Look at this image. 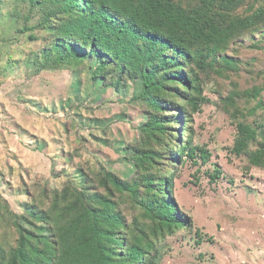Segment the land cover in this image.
I'll list each match as a JSON object with an SVG mask.
<instances>
[{
  "label": "rangeland",
  "instance_id": "1",
  "mask_svg": "<svg viewBox=\"0 0 264 264\" xmlns=\"http://www.w3.org/2000/svg\"><path fill=\"white\" fill-rule=\"evenodd\" d=\"M178 1L183 7L197 4L196 0ZM239 1L241 5L228 12L231 19H245L252 14L251 6L253 11L264 6V1ZM16 7L20 8L8 1L0 8L2 251L13 247L17 239L11 222L16 219L29 228L26 209L34 206L47 212L57 191L87 189L104 195L100 180L105 172L127 183L136 181L133 158L144 148L140 127L150 111L137 98L136 83L127 82L119 91L93 83L91 61L62 70L35 67L34 58L46 46V35L34 31L37 39L29 41L28 33L20 34L24 13ZM48 11L46 7L44 12ZM40 17L32 14L27 25L36 24ZM239 34L225 47L232 66L222 70L223 76L197 69L191 74L200 81L207 102L199 113L187 107L192 135L182 132L181 138L190 139L192 148L207 151L209 162L202 164L196 153L175 170L170 162L159 165L164 174L174 175L173 200L190 220L191 230L155 237L152 224L128 195L113 192L108 196L127 227L145 231L157 264H264V168L250 167L244 156L230 153L236 132L220 102L229 92L263 87L264 22ZM261 96L264 101V93ZM261 116L264 111L246 123H260ZM37 147L42 150L38 152ZM214 165L221 175L211 182L208 175ZM44 188L49 196L40 197L38 192Z\"/></svg>",
  "mask_w": 264,
  "mask_h": 264
},
{
  "label": "trees",
  "instance_id": "2",
  "mask_svg": "<svg viewBox=\"0 0 264 264\" xmlns=\"http://www.w3.org/2000/svg\"><path fill=\"white\" fill-rule=\"evenodd\" d=\"M8 1L24 13L20 34L28 33L29 41H36L34 31L46 35V46L34 58L35 67L62 70L91 61L93 83L115 91L127 82L136 83L137 98L150 111L140 127L144 148L133 158L136 181L127 183L105 172L100 180L104 195L66 189L54 193L47 212L29 207V228L16 219L11 222L17 239L9 250L0 249V264H157L145 231L127 227L108 196L128 195L152 224L155 237L191 230L190 220L173 200L174 175L164 174L159 165L170 162L175 170L196 153L202 164L209 162L207 151L192 148L190 139L181 138L182 132L191 131L187 107L199 113L207 102L200 81L191 74L197 69L223 76L222 70L232 66L225 47L239 33L264 22V6L254 11L251 6L250 17L234 20L228 12L241 5L239 0H196L191 7L178 0H0V8ZM32 14L41 17L28 26ZM261 93L264 85L220 97L236 132L230 153L244 156L255 168H264V116L257 118L260 123L246 121L264 111ZM220 175L214 165L209 181ZM39 191L40 197L49 196L45 188Z\"/></svg>",
  "mask_w": 264,
  "mask_h": 264
}]
</instances>
